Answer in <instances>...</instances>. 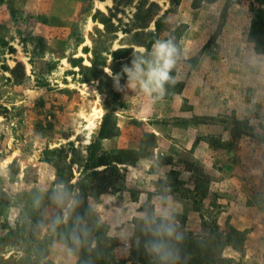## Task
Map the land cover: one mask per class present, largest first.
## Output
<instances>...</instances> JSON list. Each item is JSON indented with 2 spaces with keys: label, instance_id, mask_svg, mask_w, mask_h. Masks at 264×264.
<instances>
[{
  "label": "rangeland",
  "instance_id": "obj_1",
  "mask_svg": "<svg viewBox=\"0 0 264 264\" xmlns=\"http://www.w3.org/2000/svg\"><path fill=\"white\" fill-rule=\"evenodd\" d=\"M261 6L0 0V264H78L75 223L126 257L158 222L208 238L217 264H264ZM169 37L181 57L164 97L117 91L106 71Z\"/></svg>",
  "mask_w": 264,
  "mask_h": 264
},
{
  "label": "trees",
  "instance_id": "obj_2",
  "mask_svg": "<svg viewBox=\"0 0 264 264\" xmlns=\"http://www.w3.org/2000/svg\"><path fill=\"white\" fill-rule=\"evenodd\" d=\"M254 2L262 5L260 9L255 11L249 31L250 38L256 41L264 32V0H254ZM198 190L199 188L197 187ZM81 197L82 194L80 195ZM73 212L75 213L74 210ZM73 216L69 217L70 224L74 221ZM162 225L158 222V227L151 226L150 229H145L142 232L140 230L137 231V234L141 235V241L136 245L132 244L130 246L126 257L121 256L117 252V241L109 236H105V230L102 225L95 226L93 231L88 233L89 228L75 223V226L68 227L65 237L69 245L79 250L78 264H217L219 262H227L224 259L218 258L217 252L214 250V244L210 243L211 241L208 238L193 239L184 237L179 241L161 238V233L163 232ZM76 236L80 238L79 243L75 239ZM91 236L92 239L88 240ZM153 241L161 243L167 241L169 243L166 248L162 249V253H171L168 260H161L159 256L150 254V243ZM38 264L51 263L45 261Z\"/></svg>",
  "mask_w": 264,
  "mask_h": 264
},
{
  "label": "clouds",
  "instance_id": "obj_3",
  "mask_svg": "<svg viewBox=\"0 0 264 264\" xmlns=\"http://www.w3.org/2000/svg\"><path fill=\"white\" fill-rule=\"evenodd\" d=\"M181 57V49L173 37L157 39L150 50L143 49L141 52H132L130 65H124L121 73L113 74L109 68L106 73L114 81L117 91L125 89L132 92L139 91L151 98L154 103L162 99L167 91L168 85H174L176 80L172 75L178 60ZM121 74L126 76V84L121 85ZM62 199V198H61ZM75 202L73 201V204ZM163 235L169 239L182 240L181 234L171 225H162ZM79 243V236L75 237ZM164 244L158 241L150 243V254L160 257L161 260H168L171 253L163 252Z\"/></svg>",
  "mask_w": 264,
  "mask_h": 264
},
{
  "label": "bare ground",
  "instance_id": "obj_4",
  "mask_svg": "<svg viewBox=\"0 0 264 264\" xmlns=\"http://www.w3.org/2000/svg\"><path fill=\"white\" fill-rule=\"evenodd\" d=\"M100 5L102 6L103 4H102V3H100ZM96 111H97V115H98V116L102 114V111H101V110H99V109H96Z\"/></svg>",
  "mask_w": 264,
  "mask_h": 264
}]
</instances>
